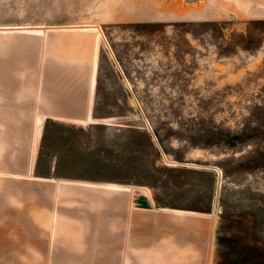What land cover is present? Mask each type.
<instances>
[{"label": "rangeland", "instance_id": "1", "mask_svg": "<svg viewBox=\"0 0 264 264\" xmlns=\"http://www.w3.org/2000/svg\"><path fill=\"white\" fill-rule=\"evenodd\" d=\"M186 1L202 13L139 21L163 16L160 0H0L1 24L100 35L95 105L48 123L32 175L47 177V222L17 232L13 250L46 245L48 264L137 262L138 215L175 237L196 231L190 261L264 264V20L248 0Z\"/></svg>", "mask_w": 264, "mask_h": 264}, {"label": "crops", "instance_id": "2", "mask_svg": "<svg viewBox=\"0 0 264 264\" xmlns=\"http://www.w3.org/2000/svg\"><path fill=\"white\" fill-rule=\"evenodd\" d=\"M154 8L163 16L138 20L202 13L186 0H160ZM248 14L264 20V0H248ZM99 36L95 25L0 23V264H48L46 245L19 251L8 241L17 239V232H31L33 223L38 231L47 222V177L32 180L38 174L33 160L39 156L48 123L78 121L95 105ZM129 220L137 262L126 264H202L188 256L202 254L195 240L202 238L199 234L205 229L195 226L197 236L191 227L187 231L183 226L186 235L175 237L162 226L163 218L152 222L135 215ZM34 237L46 239L47 234ZM8 255L23 258L9 263Z\"/></svg>", "mask_w": 264, "mask_h": 264}, {"label": "bare ground", "instance_id": "3", "mask_svg": "<svg viewBox=\"0 0 264 264\" xmlns=\"http://www.w3.org/2000/svg\"><path fill=\"white\" fill-rule=\"evenodd\" d=\"M92 27V26H91Z\"/></svg>", "mask_w": 264, "mask_h": 264}]
</instances>
